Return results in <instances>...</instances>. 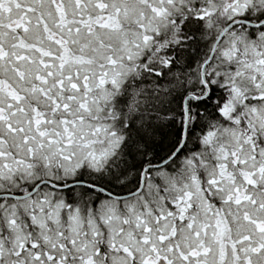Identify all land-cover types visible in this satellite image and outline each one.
Instances as JSON below:
<instances>
[{"label":"snow or ice","instance_id":"obj_1","mask_svg":"<svg viewBox=\"0 0 264 264\" xmlns=\"http://www.w3.org/2000/svg\"><path fill=\"white\" fill-rule=\"evenodd\" d=\"M0 264H264V0H0Z\"/></svg>","mask_w":264,"mask_h":264}]
</instances>
